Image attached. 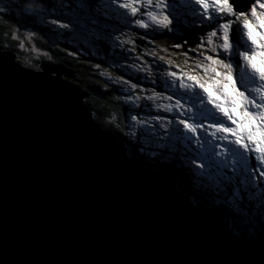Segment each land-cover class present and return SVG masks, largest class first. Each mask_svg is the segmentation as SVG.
Segmentation results:
<instances>
[{"label":"snow or ice","instance_id":"1","mask_svg":"<svg viewBox=\"0 0 264 264\" xmlns=\"http://www.w3.org/2000/svg\"><path fill=\"white\" fill-rule=\"evenodd\" d=\"M37 18L43 39L59 51L72 45L69 56L83 49L111 68L143 74L131 82L100 71L127 106L115 126L133 158L160 170L143 182L163 200V173L175 171L192 208L222 224V233L200 221L182 225L228 250L215 264H264V0H249L247 9L236 0H9L0 4V20L14 25L0 43V88L20 73L17 63L33 67L19 52L39 51Z\"/></svg>","mask_w":264,"mask_h":264},{"label":"water","instance_id":"2","mask_svg":"<svg viewBox=\"0 0 264 264\" xmlns=\"http://www.w3.org/2000/svg\"><path fill=\"white\" fill-rule=\"evenodd\" d=\"M246 0H236L247 9ZM64 46V45H63ZM72 50L71 45L64 46ZM81 60L98 62L93 57ZM16 62V61H14ZM0 88V264H215L228 250L182 229L203 219L167 170L164 199L142 178L157 173L105 130L61 64L20 63Z\"/></svg>","mask_w":264,"mask_h":264},{"label":"trees","instance_id":"3","mask_svg":"<svg viewBox=\"0 0 264 264\" xmlns=\"http://www.w3.org/2000/svg\"><path fill=\"white\" fill-rule=\"evenodd\" d=\"M16 15L17 19H19V14L17 13ZM27 26L33 28V25L31 23H28ZM13 27L14 25L8 24L4 20H0V43L4 42L7 32L11 31ZM36 29L38 32V36H40L41 39H37L33 43L39 49L41 58L35 60V62L30 61L29 63L34 66L36 64L40 66L42 62L61 64L75 71L79 81L64 78L65 82L68 85L78 86L82 89V91L87 93L88 96L84 99V102L92 110L93 118L95 119V121H97L98 124L101 125L105 130L113 132L117 137L125 142V137L123 136V134L117 128L113 127V124L108 123V121L115 113V110L120 114H123L126 111L125 107L121 105L115 97L116 90L113 88H109L108 86L107 89H105L106 84L103 83V81L99 78V75L94 72L95 69H93V65L95 64V62L80 59V57L88 58L90 56L92 57V55H89L86 52L84 53L83 49H81L80 52L82 54H79L78 56H69L67 53L72 50L66 49L65 51L61 52L54 45L49 44L47 40L43 39V36L45 35V29H43V27L39 25L38 19L36 20ZM10 43L14 44L15 42L10 41ZM62 47L64 46L62 45ZM71 47L73 48L72 45ZM13 51H17L15 46L13 48ZM43 52H48L49 55L52 56V60H48L45 56H43ZM116 101L119 103V106L116 105ZM125 145L127 147L129 156L133 158V149L130 148L126 142ZM135 160L145 164L150 168H157L156 165L150 161L145 162L138 158H136ZM173 172L177 175L179 180L178 174L175 171Z\"/></svg>","mask_w":264,"mask_h":264},{"label":"rangeland","instance_id":"4","mask_svg":"<svg viewBox=\"0 0 264 264\" xmlns=\"http://www.w3.org/2000/svg\"><path fill=\"white\" fill-rule=\"evenodd\" d=\"M246 5L247 7L249 6V0H246ZM16 0H11V3H15ZM0 4H3L4 6H7L9 4V0H0ZM38 19V18H37ZM39 20V19H38ZM28 27V26H27ZM29 30H31L32 28L31 27H28ZM24 29L22 28L21 29V32H23ZM137 33L140 32V30H136ZM36 41V40H35ZM34 41V42H35ZM138 44H140L141 47H143V43L144 42H141V41H137ZM36 44V43H35ZM62 46V45H61ZM85 53V52H84ZM88 54V53H87ZM93 58H95L97 61L99 60V64L101 65V68L100 69H96L93 67V69H95L94 72H96L98 75H99V78L103 81V83H105L109 88H113L115 89V97H117L118 95H122V93L118 90L119 89V86L118 85H115V84H112L109 80H107L106 77L104 76H101L100 75V71H102L104 68L108 67L109 68V71L113 72L114 75H123V77L125 79H129L131 78V82H137L136 81V76L140 75L142 76L143 74H137V73H134L132 72L131 70H122V69H119V68H111L109 67V65L111 64V60H107L106 58H100V57H97V56H93ZM19 58L20 60H26L28 61V63L30 61H34L41 58V55H40V51L38 52H33L31 50H28V51H21L19 52ZM148 60H151V57H148L146 58ZM119 63H124V61H119ZM36 64V63H35ZM95 64H97V62H95ZM36 67H39L38 64H36L35 66L33 65L32 68L36 69ZM70 79V78H69ZM72 80H75V81H79L78 79H72ZM80 83V82H79ZM141 86H144V87H153V85H151L150 83H147L146 81H142L141 82ZM158 91H161L163 90L162 88H157ZM118 91V92H117ZM119 101V100H118ZM121 105H123L125 107V112L123 114H120L118 111L115 110V113L113 115H115L117 117V120H116V123H119L120 121L122 120H125V118L127 117V106L124 105L122 103V101H119ZM117 106H119V103L116 101L115 102ZM141 115H145L146 113L144 111H141L140 113ZM116 123H112L113 124V127L116 128Z\"/></svg>","mask_w":264,"mask_h":264}]
</instances>
